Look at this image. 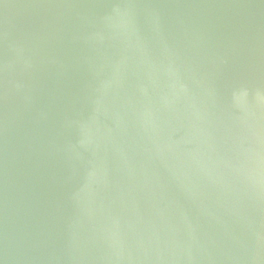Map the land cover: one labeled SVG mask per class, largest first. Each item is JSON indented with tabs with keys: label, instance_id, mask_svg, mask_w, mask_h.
Instances as JSON below:
<instances>
[{
	"label": "water",
	"instance_id": "water-1",
	"mask_svg": "<svg viewBox=\"0 0 264 264\" xmlns=\"http://www.w3.org/2000/svg\"><path fill=\"white\" fill-rule=\"evenodd\" d=\"M0 264H264V0H0Z\"/></svg>",
	"mask_w": 264,
	"mask_h": 264
}]
</instances>
